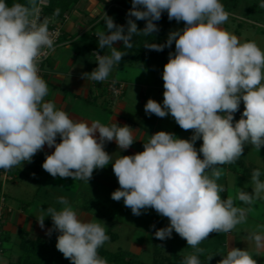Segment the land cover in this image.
<instances>
[{"label":"clouds","instance_id":"clouds-1","mask_svg":"<svg viewBox=\"0 0 264 264\" xmlns=\"http://www.w3.org/2000/svg\"><path fill=\"white\" fill-rule=\"evenodd\" d=\"M165 11L169 21H183L185 27L169 32L165 44L144 45L159 52L175 42V52L169 53L162 73L163 103L150 98L144 110L160 118L171 114L181 129L193 134L182 139L158 131L143 142V151L112 162L105 143L115 140L119 149H128L135 142L132 128L77 121L54 102H45L49 89L38 65L45 54L42 49H53L47 23L39 22L34 6H9L0 0V169L32 162L45 145L54 151L46 154L42 168L54 178L71 177L89 184L94 170L111 163L120 186L111 193L114 201L123 200L136 216L154 209L169 220L167 227L154 232L157 239L171 238L174 230L188 246L203 253L197 246L210 233L231 232L246 222L258 200H264L260 169L252 172L251 193L238 188L235 198L222 199L224 188L217 183L222 171L216 167L234 163L246 145L257 152L264 147V51L254 41L241 43L221 27L229 14L220 0H132L126 28L104 12L106 31L95 35L99 48L110 49V54H96L98 67L82 76L106 81L126 55L114 43L123 41V47L132 48L134 36L158 32L154 21ZM136 20L146 21L142 30ZM241 102L244 110L234 122ZM200 139L197 150L194 145ZM237 201L248 207L237 206ZM58 202L65 206L62 210L41 209L37 218L43 228L45 217H51L53 229L47 234L59 232L57 250L71 264H107L98 255V249L109 240L105 227L82 221L66 198L58 197ZM260 227L264 229V225ZM250 239L257 248L264 247V234L253 233ZM180 264L201 262L192 254ZM218 264L257 261L246 249L232 247Z\"/></svg>","mask_w":264,"mask_h":264},{"label":"crops","instance_id":"crops-1","mask_svg":"<svg viewBox=\"0 0 264 264\" xmlns=\"http://www.w3.org/2000/svg\"><path fill=\"white\" fill-rule=\"evenodd\" d=\"M92 2L94 4L88 10L83 8V4L75 5V8L73 7L71 13L61 24L63 36L60 45L45 63V82L49 91L44 97V101L54 102L57 109L64 110L70 118L77 121L83 120L89 123L99 121L105 126L117 123L120 126L131 127L135 142L128 149H119L115 140L106 142L104 145V150L113 155L112 162H114L119 156L134 155L143 151V142H147L151 135L158 132L159 125L156 124L153 129L145 126L149 121H142L145 118L131 110L129 89L131 87L132 92L139 91L138 89L143 87V83L128 80L121 75L128 66L141 68L146 65L145 62H124L122 57V60L114 65L113 71L106 81L96 82L83 78V73H90L98 67L96 54H110V49L99 48L98 37L95 35L99 31H106L102 19L107 8L100 3H95V0ZM121 42H115L113 46L118 49ZM109 82L125 84V94L119 99L111 97L107 90ZM153 89L160 92L164 90V87H153ZM143 98H146V95ZM242 104L240 105L244 110ZM234 115L236 114L234 113ZM157 121L161 123L159 118ZM96 135L98 137L99 133L97 132ZM56 140L59 143L60 137L57 136ZM53 151L54 147L49 148L45 145L33 157L32 162H22L10 170L0 169V191L10 184L15 187L21 186L23 180H28L27 184L31 187L28 192V200L18 198L16 193L8 194L7 192L1 200L4 205L1 210L5 212V218L8 219L12 229L18 230L17 234L21 229H18L15 223L22 221L24 231L30 239L32 238V241L46 237L49 229H53V221L50 216L45 217L44 227L41 228L37 218L42 215L41 209L46 210L48 207H52L57 211L62 210L65 206L58 202V197L66 198L82 221L99 222L105 227V231L115 226L114 221L120 222L127 218L148 220L150 223L154 209L149 208L143 211L140 216H136L132 214L130 208L124 205L123 200L114 201L111 198V193L120 187L111 163L103 169L94 170L89 184L71 177L54 178L42 168L46 154H51ZM238 161H242L243 164L247 163L238 159L234 163L221 166L235 173L236 169L232 166L239 164ZM251 167L259 169L255 165ZM12 201H16L17 204L13 206ZM126 212L130 213L129 217L124 214ZM23 227L20 226V228ZM16 254L20 255V253Z\"/></svg>","mask_w":264,"mask_h":264},{"label":"rangeland","instance_id":"rangeland-1","mask_svg":"<svg viewBox=\"0 0 264 264\" xmlns=\"http://www.w3.org/2000/svg\"><path fill=\"white\" fill-rule=\"evenodd\" d=\"M44 1L49 3V0ZM116 1L118 0H95V3L102 4L108 10L111 5H116ZM30 2V7L34 6L36 9L39 8L40 0H30ZM261 3H264V0H237L235 8L225 10L228 12L229 16L228 20L221 25V27L236 35L241 43L254 41L260 49L264 51V8L260 7ZM78 4H83V8L88 10L94 2H92V0H80ZM71 11L69 10L65 15L68 16ZM51 22L58 24L59 20L52 18ZM184 27L185 25H182L181 21H176L173 24L164 26L161 31L162 38L157 44H165L169 32L183 29ZM170 52H175V42H173L170 48L165 47L163 51H154L152 54H147L145 66L141 68L137 66H128L125 72H122L121 75L128 78V80L143 83V87L139 88V91L136 92H132V88L130 87L131 101L129 102V105L131 110L145 118V120L142 119V121H149L145 126L153 129L154 126L158 124V131L171 132L178 138L189 139L193 134L192 130L185 131L181 129L171 114L160 119V117H157L155 114H152L151 116L147 115L144 110V106L150 98L161 104L163 103L164 90L160 92L158 90L155 91L153 87H163L164 82L162 79V73L164 65L168 62ZM144 95H146V98H143ZM158 118L159 122L161 120V123H158ZM239 119L240 118H238L237 115H234V122ZM201 144L202 139L197 140L194 146L199 150ZM244 152L245 153H243L239 159L247 162L245 164L247 168L254 165L258 166L261 171V180H264V148L262 147L261 150L257 152L251 145H246ZM200 156L203 158L202 154H200ZM240 166V164L232 166V168L236 169L235 173L229 171L224 166H216L222 171V175L217 181V183L224 188V191L220 194L222 199H226L228 196L235 198L238 188L244 189L249 193L252 192V181L251 179L245 178L242 172L243 168H240ZM208 174H211L210 170ZM27 183L28 180H23L21 186L15 187L13 184H10L7 188L0 191V264L17 262L18 258L22 255L19 248L21 240L19 232L24 231L22 221H17L15 223L16 227L21 229L18 234L16 233L18 230L12 229L8 219L5 218V212L1 210V208H4L1 200L6 192L8 194L16 193L18 198L28 200V192L31 190V187ZM11 204L14 206L17 202L12 201ZM236 204L237 206L248 207V205H242V202L239 201H237ZM124 214L127 215V217L130 215L128 212ZM152 216L153 218H150V223H148V220L141 221L130 218L120 222L114 221L115 226L110 227V230H106L109 240L103 244L104 247L111 252L125 251L129 253V256L135 255L146 263H152L157 253L159 258H169L172 264H180L184 257L192 254L198 256L201 264H218L223 256H226L227 252L232 247H235L246 249L253 255L257 264H264V247L257 248L254 240L250 239L253 233L264 234V229H261L260 227L264 225V200H258L253 206V210L247 213L246 222L236 225L231 232L210 233L207 239L197 246L203 249V253H197L194 248L188 246L186 240L181 238L174 230L171 238L165 240L157 239L154 232L157 229L167 227L169 220L168 218L159 215L155 210H153ZM19 225H22L23 228H20ZM153 225H155V227H152ZM48 236L49 235L47 234L46 237L38 239L45 240ZM27 239L32 240L29 236H27ZM16 253H20V255L18 256ZM210 257H212L211 260H209ZM8 258L10 259L8 260Z\"/></svg>","mask_w":264,"mask_h":264},{"label":"trees","instance_id":"trees-1","mask_svg":"<svg viewBox=\"0 0 264 264\" xmlns=\"http://www.w3.org/2000/svg\"><path fill=\"white\" fill-rule=\"evenodd\" d=\"M37 1V0H36ZM80 2V0H49V7L44 9V15L46 17H51L59 20V23L62 24L67 15L66 13L71 11V9ZM223 4L224 9H232L236 7L237 0H220ZM6 3L9 6L14 4H20L24 6H31L30 0H6ZM132 7V0H118L116 5H111L107 10V15L114 19V22L117 25H124L126 28L128 11ZM135 20V17H132ZM138 29H143L146 25L145 20H136ZM176 20L169 21L167 12H163L161 19L159 21H154L157 24L159 31L154 32L152 35L145 36L142 33L133 37L132 48L123 47V41L121 42L118 50L126 53L123 56L124 62H145L147 54L154 53L155 50H150L144 47L146 43H157L161 38V31L164 26L175 23ZM182 25H185L183 21ZM104 23V17L102 19ZM145 57V58H144ZM243 107L240 105L239 111L241 113ZM241 165L240 168H243V175L247 179H251L252 171L254 167L247 168L242 161H238ZM1 172V171H0ZM20 245L19 248L22 252V255L18 258L17 262L11 264H71V261L64 258L63 254L59 252L56 248L57 236L59 235L58 231L53 230L51 235L47 239H36L34 241L27 239V233L25 231H20ZM98 255L106 259L107 264H172L169 258H159L156 253L155 258L152 263H146L135 255H130L125 251L111 252L107 250L104 245L98 249Z\"/></svg>","mask_w":264,"mask_h":264},{"label":"built area","instance_id":"built-area-1","mask_svg":"<svg viewBox=\"0 0 264 264\" xmlns=\"http://www.w3.org/2000/svg\"><path fill=\"white\" fill-rule=\"evenodd\" d=\"M43 6V7H42ZM49 7V3L44 0H40L39 8L36 15L39 17V22H46L49 33L51 34L54 44L53 49H42V52L45 54L41 56L39 62V75L45 80L46 72H45V63L53 56L56 48L60 45L61 37L63 36V30L60 23L55 24L51 22V17H46L44 15V9ZM125 84L120 82H109L107 84V90L109 95L114 99H119L125 94ZM237 117L241 118V113H237Z\"/></svg>","mask_w":264,"mask_h":264}]
</instances>
